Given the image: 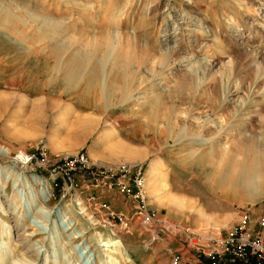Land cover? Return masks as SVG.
I'll return each instance as SVG.
<instances>
[{
    "label": "rangeland",
    "instance_id": "rangeland-1",
    "mask_svg": "<svg viewBox=\"0 0 264 264\" xmlns=\"http://www.w3.org/2000/svg\"><path fill=\"white\" fill-rule=\"evenodd\" d=\"M86 44L83 70L50 68ZM78 153L138 165L165 223L217 235L263 210L264 0H0V264H169L177 237L102 226L86 195L128 203L51 174ZM200 153L259 176L212 183Z\"/></svg>",
    "mask_w": 264,
    "mask_h": 264
},
{
    "label": "built area",
    "instance_id": "built-area-1",
    "mask_svg": "<svg viewBox=\"0 0 264 264\" xmlns=\"http://www.w3.org/2000/svg\"><path fill=\"white\" fill-rule=\"evenodd\" d=\"M136 166L96 162L78 153L56 158L51 174L69 180L72 173H83L87 176L81 187L85 192L103 189L122 197L130 207L127 214L112 210L95 196L86 195L84 198L93 209L102 210L105 216L102 226L110 230L122 232L133 220L143 229L157 226L170 237H177L181 248L173 251L169 264H264V209L255 214L245 210L225 233L217 235L181 223H165L157 219L154 208L147 205L143 194L144 180L135 170ZM190 253L195 256L196 263L188 261Z\"/></svg>",
    "mask_w": 264,
    "mask_h": 264
},
{
    "label": "bare ground",
    "instance_id": "bare-ground-1",
    "mask_svg": "<svg viewBox=\"0 0 264 264\" xmlns=\"http://www.w3.org/2000/svg\"><path fill=\"white\" fill-rule=\"evenodd\" d=\"M110 47V46H109ZM116 49V48H115ZM107 50H108V48H107ZM112 50H113V48H112ZM111 50V51H112ZM121 50V49H120ZM110 51V50H109ZM108 51V52H109ZM115 51V50H114ZM118 51H119V49H118ZM117 51V52H118ZM116 52V53H117ZM71 54H72V60L71 61H68V62H66V64H64V65H61V62H60V59H61V55H59V53L58 54H56L55 52H50L47 56H46V59L47 60H50L51 62H52V64L51 65H49L50 66V68L51 69H58V68H64V69H66V70H68V71H72V72H74V73H78V72H80L81 70H83L86 66H87V64H88V60H89V56L91 55V53H92V50H91V47H88L87 46V44H86V46H84V47H82V48H79L78 50H74L73 49V51H71L70 52ZM107 53V52H106ZM110 53V52H109ZM112 53H113V51H112ZM118 54V53H117ZM104 55H105V53H104ZM106 56V55H105ZM104 56V57H105ZM112 56V55H111ZM117 57V56H116ZM123 57V56H122ZM127 58V57H126ZM54 59V60H53ZM117 60V59H116ZM121 60V59H120ZM114 61V60H113ZM118 61V60H117ZM123 61H125V60H123ZM128 61V60H127ZM122 62V61H121ZM118 65V64H117ZM124 65V64H123ZM125 66H126V64H125ZM124 68V67H123ZM63 70V69H62ZM122 72H123V70H122ZM122 72H120L121 74H122ZM120 75V74H119ZM122 77V76H121ZM118 79V78H117ZM124 79V78H123ZM126 79H128L127 78V76H126ZM119 80H121V78L119 77ZM129 81V80H128ZM126 82V81H125ZM92 84V79L90 78L89 80H88V82H87V85H89V84ZM123 83V82H122ZM122 85V84H121ZM124 85V84H123ZM90 86V85H89ZM93 87V86H92ZM121 87V86H120ZM90 88V87H89ZM122 88V87H121ZM89 92V91H88ZM3 109V108H2ZM235 151V150H234ZM221 155H224V153H221ZM258 157V156H257ZM199 158L200 159H198V161H197V163H198V167H200L201 168V170H202V172H204L205 174H206V176H207V178L206 179H208L210 182H221V181H223V178H226L228 175L231 177V179H230V185H233V183H235V182H237V183H240V182H242V184L244 183V185H246V183H251L252 181H253V179H255L254 177H256L257 175L259 176V172H258V174H256V173H253L254 172V168H252L253 166L252 165H250V167L248 168L246 165H244L245 167H246V169H247V171H248V173H246L245 175H243V172L242 173H240V174H238V172H237V170H239L240 171V169H238L240 166H242L241 164H238V163H236V164H238V165H236V164H234L235 162V159L232 161V163L231 164H229L230 163V161H231V157L230 158H227V157H224V159L225 158H227V159H225V160H223V162H222V160L221 161H216V159H213V158H208V153H200L199 154ZM237 158V157H236ZM230 159V160H229ZM258 159H259V157H258ZM262 159V158H261ZM238 160V159H237ZM255 160V159H254ZM263 160H264V158H263ZM240 161V160H239ZM245 161V160H244ZM243 161V162H244ZM260 162L262 161V160H259ZM258 161V162H259ZM249 162H250V160H249ZM254 162V161H253ZM253 162H251L250 164H253ZM196 163V164H197ZM247 163H248V161H247ZM263 163V162H262ZM244 164V163H243ZM249 164V163H248ZM247 164V165H248ZM259 164V163H258ZM228 165L231 167V169L228 167ZM260 165H262V164H260ZM239 166V167H238ZM236 167H238V168H236ZM255 167H257V165L255 166ZM261 167H263V166H261ZM242 168H243V166H242ZM229 169L230 170H232V171H229ZM245 170V169H244ZM249 170H251V172L249 173ZM262 170V169H261ZM245 172V171H244ZM251 174H256V175H254V177L251 175ZM262 175V174H261ZM236 176V177H235ZM257 176V177H258ZM256 177V178H257ZM259 178H261L262 179V177H259ZM258 178V179H259ZM264 179V178H263ZM264 181V180H263ZM246 187H248V186H246ZM246 189V188H245ZM262 191H264V190H262ZM249 195V194H248ZM78 205H80V203L78 204ZM81 209V208H80Z\"/></svg>",
    "mask_w": 264,
    "mask_h": 264
},
{
    "label": "crops",
    "instance_id": "crops-1",
    "mask_svg": "<svg viewBox=\"0 0 264 264\" xmlns=\"http://www.w3.org/2000/svg\"><path fill=\"white\" fill-rule=\"evenodd\" d=\"M203 264V263H202ZM205 264V263H204Z\"/></svg>",
    "mask_w": 264,
    "mask_h": 264
}]
</instances>
